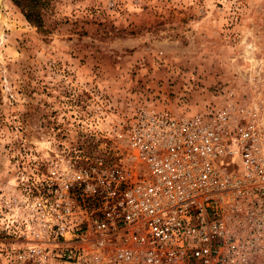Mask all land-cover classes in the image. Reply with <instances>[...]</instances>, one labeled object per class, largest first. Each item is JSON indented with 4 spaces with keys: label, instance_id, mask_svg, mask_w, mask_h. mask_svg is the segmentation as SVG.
Segmentation results:
<instances>
[{
    "label": "built area",
    "instance_id": "2783aa9c",
    "mask_svg": "<svg viewBox=\"0 0 264 264\" xmlns=\"http://www.w3.org/2000/svg\"><path fill=\"white\" fill-rule=\"evenodd\" d=\"M93 118L0 199V264H261L264 93L192 118L101 102Z\"/></svg>",
    "mask_w": 264,
    "mask_h": 264
},
{
    "label": "rangeland",
    "instance_id": "374dc122",
    "mask_svg": "<svg viewBox=\"0 0 264 264\" xmlns=\"http://www.w3.org/2000/svg\"><path fill=\"white\" fill-rule=\"evenodd\" d=\"M261 93L264 0H0V199L101 102L192 118Z\"/></svg>",
    "mask_w": 264,
    "mask_h": 264
},
{
    "label": "trees",
    "instance_id": "16d2710c",
    "mask_svg": "<svg viewBox=\"0 0 264 264\" xmlns=\"http://www.w3.org/2000/svg\"><path fill=\"white\" fill-rule=\"evenodd\" d=\"M13 1L17 2L18 4H19V1L21 2V0H13ZM29 1H30V3L31 2L34 3L36 8L39 7L42 4V0H29ZM32 8H34V6H32Z\"/></svg>",
    "mask_w": 264,
    "mask_h": 264
}]
</instances>
